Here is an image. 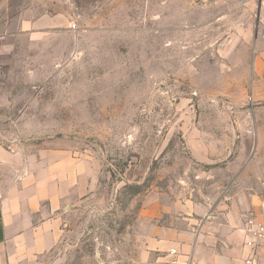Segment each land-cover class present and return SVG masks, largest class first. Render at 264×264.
<instances>
[{
    "label": "rangeland",
    "instance_id": "rangeland-1",
    "mask_svg": "<svg viewBox=\"0 0 264 264\" xmlns=\"http://www.w3.org/2000/svg\"><path fill=\"white\" fill-rule=\"evenodd\" d=\"M181 8L173 17L168 0H0V142L78 159L90 173L37 264H144L140 208H225L257 133L264 145V104L224 93L237 72L221 63V31H183L198 19L184 25ZM41 17L44 27L22 24Z\"/></svg>",
    "mask_w": 264,
    "mask_h": 264
},
{
    "label": "crops",
    "instance_id": "crops-1",
    "mask_svg": "<svg viewBox=\"0 0 264 264\" xmlns=\"http://www.w3.org/2000/svg\"><path fill=\"white\" fill-rule=\"evenodd\" d=\"M182 4L168 0L173 17L182 6L184 25L198 19L183 31L200 32L208 25L221 31V63L237 72L235 86L224 93L236 97L238 105L264 104V5L257 0H183ZM46 22L42 17L26 18L22 24L38 29ZM258 139L262 141L257 133L253 155L231 184L233 195L225 208L222 201L186 203L182 210L156 203L140 208L139 262L244 264L250 255L244 244L245 222L254 217L249 215L253 204H257L254 214L258 213L264 187V145L258 148ZM83 164L62 154L41 160L0 142V264H37L56 247L64 231V213L90 191V173Z\"/></svg>",
    "mask_w": 264,
    "mask_h": 264
},
{
    "label": "built area",
    "instance_id": "built-area-1",
    "mask_svg": "<svg viewBox=\"0 0 264 264\" xmlns=\"http://www.w3.org/2000/svg\"><path fill=\"white\" fill-rule=\"evenodd\" d=\"M257 1L264 5V0ZM245 229L247 235L244 244L249 248L250 255L244 264H264V187L259 194L257 217L246 220Z\"/></svg>",
    "mask_w": 264,
    "mask_h": 264
}]
</instances>
